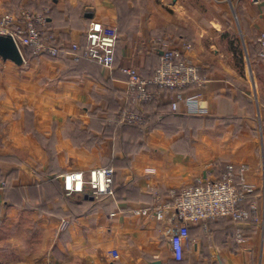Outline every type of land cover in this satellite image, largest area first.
<instances>
[{
  "label": "crops",
  "instance_id": "crops-1",
  "mask_svg": "<svg viewBox=\"0 0 264 264\" xmlns=\"http://www.w3.org/2000/svg\"><path fill=\"white\" fill-rule=\"evenodd\" d=\"M51 1L57 44L67 52L99 21L117 30L114 60L108 68L24 50L21 65L0 58V264H264V0ZM164 43L200 67L204 85L135 104L120 68L150 78ZM194 95L191 110L184 98ZM122 108L152 113L156 125L120 122ZM228 163L246 167L253 191L243 208L253 218L223 217L206 231L189 224L177 260L175 212L159 221L132 209L168 202L171 190L216 179ZM93 167L114 169L115 191L64 196L62 175Z\"/></svg>",
  "mask_w": 264,
  "mask_h": 264
},
{
  "label": "built area",
  "instance_id": "built-area-1",
  "mask_svg": "<svg viewBox=\"0 0 264 264\" xmlns=\"http://www.w3.org/2000/svg\"><path fill=\"white\" fill-rule=\"evenodd\" d=\"M0 34L10 35L22 55L25 47L31 48V52L39 56L56 57L66 52L63 46L54 41L53 35L47 32V14L44 11L37 12L27 7L1 11ZM86 35L88 45L85 49L81 48L80 43L74 42L66 53L74 59L84 57L111 68L117 39L115 28L92 21ZM256 42L264 54V32L257 35ZM190 46L184 44L183 48L188 49ZM120 71L127 76L125 93L135 104L157 100L160 89L181 92L190 86L201 88L205 82L204 76L200 74V67L186 58L178 47L168 43L162 44L159 64L150 78H143L133 66L122 67ZM149 86H154L155 89H150ZM197 96L184 98L190 104L189 109H196ZM172 109H176V102H172ZM116 119L129 124L145 123L144 113L136 108L120 109ZM245 171L246 167L243 165L228 163L218 178L199 179L177 190H171L168 202L162 203L156 197L152 203L134 208L131 212L162 221L166 210L172 209L179 225L170 235V248L173 256L181 260L188 240L189 224L200 225L206 231L210 222L223 217L236 223L250 219L249 212L239 206L246 194L253 191V187L245 181ZM113 175L114 169L106 167H93L87 172H66L62 175V188L67 195L85 192V189L96 198L103 194L109 195L112 193Z\"/></svg>",
  "mask_w": 264,
  "mask_h": 264
},
{
  "label": "trees",
  "instance_id": "trees-1",
  "mask_svg": "<svg viewBox=\"0 0 264 264\" xmlns=\"http://www.w3.org/2000/svg\"><path fill=\"white\" fill-rule=\"evenodd\" d=\"M115 31H116V33H117V30L115 29ZM115 44H116V42H115ZM80 45H81V48L82 49H85L86 47H87V45H88V40H87V35L85 34V38L82 40V43H80ZM114 48H115V46H114ZM24 55L26 56V57H31V56H35V54H33L32 52H31V48H29V47H25L24 49ZM64 53H60L59 54V56H61V55H63ZM71 59V61H73V62H79V61H83V60H89V59H87V58H84V57H80L79 59H73V58H70ZM90 61H93V60H90ZM93 62H96V61H93ZM149 88H150V86H149ZM160 91L161 92H173L174 90H168V89H160ZM153 101L154 100H152V101H149V102H145V104L144 103H142V105L144 104V105H148V103L150 104V103H153ZM238 101H243V99L239 96L238 97ZM246 105H248V102H247V104ZM145 123L143 124V125H137V124H130V125H133V126H136V127H138V128H140V129H149L150 127H154L155 125H156V118H155V116H153V114L152 113H146L145 112ZM170 114H168V116H169ZM172 115V114H171ZM170 115V116H171ZM164 117L165 116H163L161 119L163 120L164 119ZM226 121H228L227 120V118L225 119ZM151 123V124H150ZM111 187H112V193H113V191H115V174L113 175V180H112V184H111ZM30 189V188H29ZM63 194H64V196H66V197H68L69 195H66V193H65V191L63 190ZM251 195H252V192H250V193H248V194H246V196L240 201V203H239V206L240 207H244V205L246 204V202L250 199V197H251ZM101 196V195H100ZM18 198L19 197H21L20 195L19 196H17ZM13 200L14 201H12V202H14V203H17L15 200H17L18 201V199L15 197V198H13ZM221 219V218H220ZM250 219H252V217L250 216ZM249 219V220H250ZM189 230H190V227H188V232H189Z\"/></svg>",
  "mask_w": 264,
  "mask_h": 264
},
{
  "label": "rangeland",
  "instance_id": "rangeland-1",
  "mask_svg": "<svg viewBox=\"0 0 264 264\" xmlns=\"http://www.w3.org/2000/svg\"><path fill=\"white\" fill-rule=\"evenodd\" d=\"M0 12L15 11L20 7H27L33 11H44L47 16L52 10L51 0H1ZM2 7V8H1ZM46 56V55H45ZM67 195V194H66Z\"/></svg>",
  "mask_w": 264,
  "mask_h": 264
},
{
  "label": "water",
  "instance_id": "water-1",
  "mask_svg": "<svg viewBox=\"0 0 264 264\" xmlns=\"http://www.w3.org/2000/svg\"><path fill=\"white\" fill-rule=\"evenodd\" d=\"M0 58L21 65L24 57L16 42L10 35L0 34Z\"/></svg>",
  "mask_w": 264,
  "mask_h": 264
}]
</instances>
